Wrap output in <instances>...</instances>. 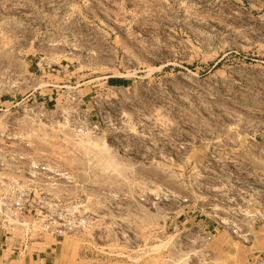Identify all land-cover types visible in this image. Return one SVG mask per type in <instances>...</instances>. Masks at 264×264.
Instances as JSON below:
<instances>
[{
  "label": "rangeland",
  "instance_id": "1",
  "mask_svg": "<svg viewBox=\"0 0 264 264\" xmlns=\"http://www.w3.org/2000/svg\"><path fill=\"white\" fill-rule=\"evenodd\" d=\"M30 91L48 121L13 107ZM0 99L14 100L0 131L20 129L14 147L69 171L51 195L88 219L31 252L54 243L56 264L264 254V0H0Z\"/></svg>",
  "mask_w": 264,
  "mask_h": 264
},
{
  "label": "built area",
  "instance_id": "2",
  "mask_svg": "<svg viewBox=\"0 0 264 264\" xmlns=\"http://www.w3.org/2000/svg\"><path fill=\"white\" fill-rule=\"evenodd\" d=\"M70 98L74 101L78 97ZM13 107L30 119L43 122L50 119L53 111L45 99L29 95ZM80 111L78 107L74 112L79 114ZM97 116L87 114L84 117L91 129L98 128L97 121L93 120ZM0 141V248L24 255L43 235L61 239L84 231L88 226L87 217L76 205L51 195V188L60 180H71V173L55 161L28 157L21 149L25 137L20 129L7 125L0 131ZM214 235L208 231L203 238L211 241ZM246 264H264V254L250 258Z\"/></svg>",
  "mask_w": 264,
  "mask_h": 264
},
{
  "label": "crops",
  "instance_id": "3",
  "mask_svg": "<svg viewBox=\"0 0 264 264\" xmlns=\"http://www.w3.org/2000/svg\"><path fill=\"white\" fill-rule=\"evenodd\" d=\"M129 80L125 77H113L108 76L107 83L110 87H126L129 85ZM29 97H31V91L29 92ZM14 100H1L0 105H5L12 103ZM214 230V228L212 229ZM211 230V231H212ZM45 237V236H44ZM45 239V238H44ZM58 241V240H57ZM59 242V241H58ZM38 244H45V240L36 241ZM53 244L46 246H38V248L31 252V249L28 253L24 255H15L10 253L8 250H3L0 248V264L4 261H12L14 264H56V255ZM35 243H32V247ZM233 263V262H231Z\"/></svg>",
  "mask_w": 264,
  "mask_h": 264
}]
</instances>
